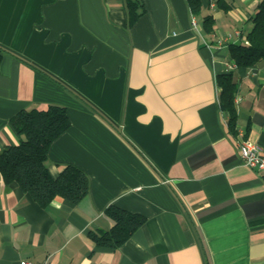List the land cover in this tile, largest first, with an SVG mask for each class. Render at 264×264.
Returning a JSON list of instances; mask_svg holds the SVG:
<instances>
[{
  "label": "crops",
  "instance_id": "1",
  "mask_svg": "<svg viewBox=\"0 0 264 264\" xmlns=\"http://www.w3.org/2000/svg\"><path fill=\"white\" fill-rule=\"evenodd\" d=\"M216 1L195 15L188 0H143L129 26L125 0H0V152L22 140L19 111L64 106L71 125L46 165L90 181L80 203L42 207L0 173V264H264V171L238 147H264V60L232 68L229 50L262 0ZM230 71L236 135L217 85ZM112 205L146 217L116 249L89 235L114 226Z\"/></svg>",
  "mask_w": 264,
  "mask_h": 264
},
{
  "label": "trees",
  "instance_id": "2",
  "mask_svg": "<svg viewBox=\"0 0 264 264\" xmlns=\"http://www.w3.org/2000/svg\"><path fill=\"white\" fill-rule=\"evenodd\" d=\"M188 2L195 15L201 13L202 0ZM216 4L225 12L232 8L225 0H217ZM125 7L128 24L132 26L144 12L143 0H125ZM215 23L213 16H205L204 31L214 32ZM252 23L253 27L246 37L247 43L229 45L230 57L238 68H248L264 60V0L257 4ZM217 85L220 90V106L229 118V130L236 135L235 97L238 85L234 73L230 71L219 74ZM10 122L22 140L0 152V173L5 183H18L42 207L48 206L56 197H62L73 204L80 203L90 190V181L84 171L70 165L58 177H54L46 165L51 145L70 128L68 109L52 104L46 110H21ZM106 214L114 221V226L105 232L89 234L96 245L102 248H119L146 222L143 215L115 205L110 206Z\"/></svg>",
  "mask_w": 264,
  "mask_h": 264
},
{
  "label": "built area",
  "instance_id": "3",
  "mask_svg": "<svg viewBox=\"0 0 264 264\" xmlns=\"http://www.w3.org/2000/svg\"><path fill=\"white\" fill-rule=\"evenodd\" d=\"M192 25L194 28H198V22L195 15L192 16ZM237 36H240L241 33L237 32ZM233 35L229 34L227 36V39H232ZM221 43V41H220ZM247 43V42H246ZM236 64L232 66V68H235ZM239 153L240 157L242 158L243 162L249 166L250 168L257 169L260 171H264V147L251 141L250 139H243L239 145ZM20 264H55L50 261H46L44 263H37V262H31L28 260H23L20 262Z\"/></svg>",
  "mask_w": 264,
  "mask_h": 264
}]
</instances>
